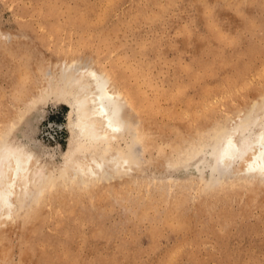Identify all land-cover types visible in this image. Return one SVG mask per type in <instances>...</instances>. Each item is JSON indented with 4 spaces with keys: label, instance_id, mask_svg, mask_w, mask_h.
<instances>
[{
    "label": "rangeland",
    "instance_id": "obj_1",
    "mask_svg": "<svg viewBox=\"0 0 264 264\" xmlns=\"http://www.w3.org/2000/svg\"><path fill=\"white\" fill-rule=\"evenodd\" d=\"M66 56L129 101L114 146L132 170L67 179L75 116L40 98ZM263 91L264 0H0V138L55 164L0 219V264H264V180L209 168L216 131Z\"/></svg>",
    "mask_w": 264,
    "mask_h": 264
},
{
    "label": "bare ground",
    "instance_id": "obj_2",
    "mask_svg": "<svg viewBox=\"0 0 264 264\" xmlns=\"http://www.w3.org/2000/svg\"><path fill=\"white\" fill-rule=\"evenodd\" d=\"M63 58L57 66L58 79L52 78L51 88L44 92L43 87L39 97L43 103L52 99L69 105L75 116L71 123L75 144L61 165L67 179H93L105 160L113 169L132 170L135 150L130 147L125 154L114 146L125 138L128 124L124 110L129 101L110 74L95 63L69 70L75 58ZM6 135L0 138V219L4 222L12 217L18 198L41 195L55 165L37 149ZM209 148L202 154L209 150V168L215 176L264 180V91L250 108L234 114L225 128L216 131Z\"/></svg>",
    "mask_w": 264,
    "mask_h": 264
}]
</instances>
